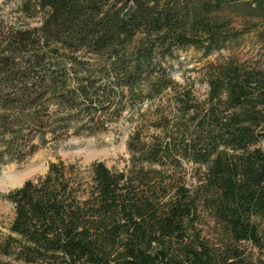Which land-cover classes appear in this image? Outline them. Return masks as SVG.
<instances>
[{"label":"trees","instance_id":"16d2710c","mask_svg":"<svg viewBox=\"0 0 264 264\" xmlns=\"http://www.w3.org/2000/svg\"><path fill=\"white\" fill-rule=\"evenodd\" d=\"M240 1L0 4L3 165L31 158L40 135L105 133L136 113L126 170L95 162L84 175L59 161L5 195L14 217L1 255L23 264H264V75L228 63L213 70L200 103L187 88L175 92L164 66L179 49L208 55L241 37L224 12L264 11V0ZM183 162L205 167L192 187ZM206 218L222 230L218 245L203 235Z\"/></svg>","mask_w":264,"mask_h":264},{"label":"rangeland","instance_id":"374dc122","mask_svg":"<svg viewBox=\"0 0 264 264\" xmlns=\"http://www.w3.org/2000/svg\"><path fill=\"white\" fill-rule=\"evenodd\" d=\"M4 1L0 0V4ZM15 1L12 0L9 5ZM240 2V4L254 3L253 0H241ZM249 12L241 7L228 9L224 12L225 15L232 18L233 30L246 32L238 39L229 42L222 50L208 55L191 47L175 51L173 58L167 60L164 66L166 73L178 84L176 93L181 94L187 88L191 91L192 99L205 103L211 73L219 67L223 68L228 63L237 65L243 72L264 75V11ZM173 98L174 94L171 92L160 103L167 107L168 101H171L169 99L173 100ZM158 103L157 100L156 104ZM168 110L173 111V107H168ZM172 116L171 113L170 118ZM135 119L136 113L126 112L119 123L111 125L105 133L91 136H70L64 141H53L50 136H47L43 142L34 139L33 144L37 147V151L26 162H14L7 165L0 162V240L8 234L14 217L13 204L5 199V195L19 189L28 180H36L44 176L51 163L60 161L65 166H75L84 175L95 162H101L114 171L126 170L131 162L127 139L129 132L136 124ZM149 132L158 134V131L155 132L153 129H150ZM257 146L263 148L264 141ZM154 168L162 170L159 166H154ZM204 168V166L183 162L179 175L184 179L186 185L192 187L197 182L198 174ZM164 170L166 175L173 173L172 170L166 168ZM3 172L10 174L2 176ZM202 230L203 235L211 244H219L222 230L210 218H206ZM245 247L254 256L257 255L256 249L251 248L250 245ZM0 264L23 263L0 254Z\"/></svg>","mask_w":264,"mask_h":264},{"label":"water","instance_id":"95a60500","mask_svg":"<svg viewBox=\"0 0 264 264\" xmlns=\"http://www.w3.org/2000/svg\"><path fill=\"white\" fill-rule=\"evenodd\" d=\"M133 9H134V6L133 5H130L129 8L126 11L123 12L122 18L128 17V15L132 12ZM38 139H39L40 142H43L46 139V136L40 135L38 137ZM7 173L8 172H3L1 175L2 176H6Z\"/></svg>","mask_w":264,"mask_h":264},{"label":"bare ground","instance_id":"6f19581e","mask_svg":"<svg viewBox=\"0 0 264 264\" xmlns=\"http://www.w3.org/2000/svg\"><path fill=\"white\" fill-rule=\"evenodd\" d=\"M7 174H10V173H7Z\"/></svg>","mask_w":264,"mask_h":264}]
</instances>
